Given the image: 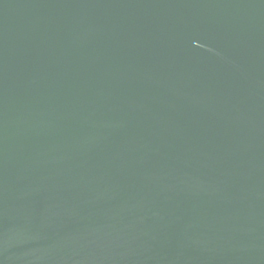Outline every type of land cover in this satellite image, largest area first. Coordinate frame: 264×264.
Wrapping results in <instances>:
<instances>
[{
    "label": "water",
    "instance_id": "1",
    "mask_svg": "<svg viewBox=\"0 0 264 264\" xmlns=\"http://www.w3.org/2000/svg\"><path fill=\"white\" fill-rule=\"evenodd\" d=\"M0 264H264V0H0Z\"/></svg>",
    "mask_w": 264,
    "mask_h": 264
}]
</instances>
